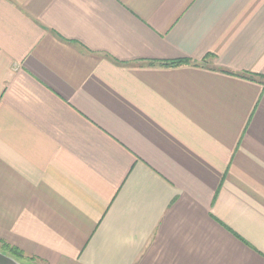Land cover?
I'll use <instances>...</instances> for the list:
<instances>
[{
  "label": "crops",
  "instance_id": "obj_1",
  "mask_svg": "<svg viewBox=\"0 0 264 264\" xmlns=\"http://www.w3.org/2000/svg\"><path fill=\"white\" fill-rule=\"evenodd\" d=\"M2 244L264 264V0H0Z\"/></svg>",
  "mask_w": 264,
  "mask_h": 264
},
{
  "label": "trees",
  "instance_id": "obj_2",
  "mask_svg": "<svg viewBox=\"0 0 264 264\" xmlns=\"http://www.w3.org/2000/svg\"><path fill=\"white\" fill-rule=\"evenodd\" d=\"M185 60H182V61H177L176 63L175 62H171V64H177V63H183ZM2 252H6V254H11V256L15 257L16 259H18L20 261V259H23L25 258L24 257V253L20 250H17V248H14V247H11L7 244H2Z\"/></svg>",
  "mask_w": 264,
  "mask_h": 264
},
{
  "label": "water",
  "instance_id": "obj_3",
  "mask_svg": "<svg viewBox=\"0 0 264 264\" xmlns=\"http://www.w3.org/2000/svg\"><path fill=\"white\" fill-rule=\"evenodd\" d=\"M0 264H23V263L18 259H16L15 257L6 254V252H2V250H0Z\"/></svg>",
  "mask_w": 264,
  "mask_h": 264
},
{
  "label": "rangeland",
  "instance_id": "obj_4",
  "mask_svg": "<svg viewBox=\"0 0 264 264\" xmlns=\"http://www.w3.org/2000/svg\"><path fill=\"white\" fill-rule=\"evenodd\" d=\"M28 264H29V262H28Z\"/></svg>",
  "mask_w": 264,
  "mask_h": 264
}]
</instances>
